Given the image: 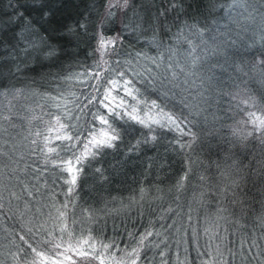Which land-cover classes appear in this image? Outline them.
<instances>
[{"label":"snow or ice","instance_id":"snow-or-ice-1","mask_svg":"<svg viewBox=\"0 0 264 264\" xmlns=\"http://www.w3.org/2000/svg\"><path fill=\"white\" fill-rule=\"evenodd\" d=\"M9 7L13 11L0 25L23 29L16 39L24 42L25 56L39 50L55 65L65 55L60 40L71 44L89 37L98 58L91 66L55 77L52 91L0 86V223H18V228L4 229L9 243L0 256L10 264H264V155L251 167L224 148L225 165L215 164L217 182L208 172L198 177L195 204L215 207L195 222L192 213L198 209L192 201L186 214L179 204L180 193L189 187L190 166L175 182V207L156 205L164 199L161 190L141 185L126 204L121 199V207L135 208L141 217L147 207L156 217L147 227L126 232L123 244L115 233L106 237L95 210L77 212L85 169L134 133L139 135L129 143L126 157L155 146L167 134H173L170 150H190L199 139L194 131L198 118L207 121L205 113L218 97L238 98V93L224 91L225 66L244 76L259 69L264 77V0H198L202 20L189 15L193 4L187 0H165L147 20L133 0H104L96 19L91 16L96 3L90 0L89 8L68 22L60 19L65 0H12ZM52 33L59 37L55 42ZM129 37L135 43L126 48ZM257 43L261 47L244 71L235 57ZM20 71L17 65L12 74ZM29 96L35 106L21 103ZM237 107L246 117L239 122L243 130L230 127L232 139L226 143L236 148L255 141L264 150V94H249ZM104 171L102 166L94 169L106 180ZM252 177L261 184L262 210L255 217L259 235L247 231L234 212L236 205H245L240 197ZM158 221L170 222L157 227Z\"/></svg>","mask_w":264,"mask_h":264},{"label":"trees","instance_id":"trees-1","mask_svg":"<svg viewBox=\"0 0 264 264\" xmlns=\"http://www.w3.org/2000/svg\"><path fill=\"white\" fill-rule=\"evenodd\" d=\"M197 2L198 0H187V3L193 4V7L188 9V13L190 16H196L202 20L196 9ZM10 3H12V0H0V20L5 22L8 20L13 11L9 7ZM65 3L67 7L61 10L63 12L60 17L62 22L75 19L79 12L88 9L90 0H65ZM95 3L96 10L91 11L93 19L97 18V13H103L104 0H95ZM164 3L165 0H133V4L140 9L146 20L161 9ZM33 15L35 16V13ZM122 19L126 20L127 16L122 17ZM181 19H185V17H181ZM118 26L119 20L117 21ZM0 28L4 29L0 31V86L4 88L24 87L29 93L32 90L39 92L52 91L55 77L67 74L69 71H79L83 66H91L98 58L92 54L95 41L89 37H82L79 42L73 41L71 44H67L65 39L60 40V43L66 44L65 55L53 65V62L43 58L39 50H34L27 56L24 55L22 50L24 42H18L16 39L17 35L23 32L22 28L17 25H9L7 28L0 25ZM24 34L27 35V33ZM58 39L57 34H51L53 42ZM134 43L129 37L125 40V47L127 48ZM12 45H16V47L13 48ZM135 46L139 47V44H135ZM260 47V44L257 43L254 48L242 50L235 57L236 63L242 65L244 71H248L254 60L252 53ZM17 65H19L21 71L13 75L12 73L15 72ZM230 75L232 76L231 80L228 79ZM224 80L226 81L224 91L232 94L238 93V98L236 101H231L228 95H225L223 99L218 97V103L213 104L209 112L205 113L207 121H204L202 117L198 118L194 131L199 139L192 145L190 150L183 153L170 150L168 142L173 139V134H167L155 146L142 147L139 154L126 157L125 152L129 143H134L135 138L139 135V133H134L133 136L125 140L118 150L115 152L110 150L98 164L94 163L85 169V175L78 189L77 212L79 213L81 208L95 210L96 215L101 217L100 224L104 227L106 237H113L115 233V239L120 240L122 244L126 243L128 242L126 232H135L141 228V225L147 227L149 221L155 219L156 214L145 207L144 214L141 217L135 208L131 211L123 209L120 203L121 199L126 204L127 197L143 185L153 189V191L156 188L161 190L160 194L163 195L164 199L163 201H156V205L163 203L167 206L172 203L175 207L174 199L177 195L174 189L175 182L189 166L193 170L189 174V187L185 192L180 193L181 200L179 204L186 214L188 212V202L192 201L193 208L198 209V211L192 213L194 222L198 215L203 217L206 212H211L215 205L210 204L206 208H199L193 200V193L198 194L201 190L198 187L200 183L198 177L202 173L208 172V175L212 177V183L217 182L215 164L219 162L222 166L225 165L224 157L226 154L224 148L230 149L227 155L235 154L240 161L246 165H251V167H256V159L264 155V150L255 141L249 143L247 147L236 148H232L226 143V139H232L229 132L230 127L243 130V125L239 122L246 119V117L244 112L237 107L239 99H243L249 94L257 97L264 94V77L261 76L259 69L253 70L247 76H244L243 73H233L231 68L225 66ZM21 103L35 106L31 96L27 100H22ZM17 124L23 126L24 122L17 121ZM18 130L22 134H26L24 127H19ZM188 161L192 163L189 165ZM149 164H151V167H149ZM209 164L212 165L210 171L208 170ZM101 166L105 170L106 180L101 179L94 172L95 167ZM259 187H261L260 181L255 177L250 178L240 197L246 201L245 205L243 207L236 205L234 209L236 217L245 223L247 231L255 230L257 235H259V228L255 225V217L262 210L261 197L257 193ZM113 197L117 199L114 200ZM105 208L110 211L105 213ZM177 219L181 220L183 217ZM169 222L158 221L157 227L160 223L166 224ZM14 225L18 228L16 221L0 223V252H6V246L9 243L8 233L4 229L11 230ZM235 238L233 237V239ZM200 243H204L203 239ZM190 251L191 256L195 257V251ZM0 259H5L6 264H10L6 257L0 256Z\"/></svg>","mask_w":264,"mask_h":264}]
</instances>
